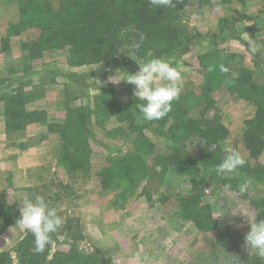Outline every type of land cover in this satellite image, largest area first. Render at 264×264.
Segmentation results:
<instances>
[{
    "label": "rangeland",
    "instance_id": "rangeland-1",
    "mask_svg": "<svg viewBox=\"0 0 264 264\" xmlns=\"http://www.w3.org/2000/svg\"><path fill=\"white\" fill-rule=\"evenodd\" d=\"M18 14L19 0H0V42L7 36L9 25L18 21ZM220 18L234 21L241 36L221 34ZM184 21L211 39L192 46L181 58L166 59L182 72L181 94L189 96V102L194 103L198 98L203 102L191 110L192 116L216 119L227 127V137L211 144L212 150L218 148L223 152L224 147L230 145L245 156L244 121L254 115V105L250 100L231 94L224 84L217 85L210 95L214 101L209 103L203 90V64L212 65L220 58L223 61L224 55L232 54L230 58L236 67L249 69L254 82H264V49L253 53L248 44L250 38L264 44V0H211L208 4L190 0ZM38 34L39 29L30 28L14 35L6 50L1 49L0 43V83H3L0 88L9 84V91H20L28 109H45L48 121L54 123L65 121L68 105L91 109L89 164L81 170L67 172L60 161L59 133L50 131L47 123H33L23 130L8 131L4 102L0 99V134L3 136L5 131V137L0 139V251H9L13 264H25L17 246L26 232L15 226L17 219L13 217L8 218L11 223L5 224L1 206H8L20 217L24 196L39 194L50 206L56 207L63 218L72 219L74 224L79 220L84 238L77 242V252H74L89 263L93 262L91 255L95 254L98 256L95 264H143L145 256L151 258V264H264V260L250 255L244 246V236L251 225L248 217L240 212L247 208L250 215H254L256 209L251 200L264 197V180L261 183L251 180L249 191L240 195L238 185L249 178L236 173L224 177V183L218 185L212 170L202 171L201 204L210 205L211 218L205 228L198 227L179 202L181 196L191 194L189 177L168 169L162 182L152 180L149 197L143 194L149 173L146 168L161 169L155 162V152H168L163 139L147 129L156 148L142 161L133 158L138 170L136 175H141V179L133 184L125 177L108 182L106 187L102 171L116 161L119 164L112 171L118 172L121 166L132 161L126 155L134 152V134L126 123L118 122L115 109L104 112L96 104L105 96L126 101L135 86L125 81L112 83L111 78L117 73L123 75L120 71L135 74L138 70L131 72L127 67L115 68L102 63L71 65L67 47L31 55L22 49V42ZM118 126H124L125 132L117 130ZM187 146L198 154L206 143L196 136ZM37 158L39 163H34L33 159L37 161ZM259 160L264 162V152ZM21 177L22 186H15L14 180ZM230 198L235 199L236 206L227 207ZM258 216L257 213V221L264 219V213L260 219ZM70 242L65 234L59 235L58 242L51 244L49 258L56 253L59 256L74 253Z\"/></svg>",
    "mask_w": 264,
    "mask_h": 264
},
{
    "label": "trees",
    "instance_id": "trees-1",
    "mask_svg": "<svg viewBox=\"0 0 264 264\" xmlns=\"http://www.w3.org/2000/svg\"><path fill=\"white\" fill-rule=\"evenodd\" d=\"M198 1L208 4L211 0ZM189 4L190 0H176L174 8L153 9L148 0H19L18 21L11 23L7 36L1 38V49L6 50L10 47L9 39L12 36L36 28L39 29V34L22 42L21 46L31 55L67 47L68 62L71 65L102 63L115 68L127 67L134 72L139 70V65L129 55L134 54L139 60L144 58L148 51H152L157 57L178 59L186 55L192 46L211 39L209 35L190 27L184 21L185 9ZM219 31L231 37L241 36V31L235 26L234 21L231 22L228 18L219 19ZM133 43H140V48L133 50L130 47ZM231 55H224L223 61L220 58L212 62V65L217 66V70L211 73L207 72L208 65L203 64L205 69L203 90L208 95L209 103H213L211 93L224 84L225 79L232 78V73L236 74L233 83L224 86L231 94L250 100L255 109L254 115L244 121L242 143L247 163L237 173L261 183L264 180V162L259 160L264 152V82L261 84L254 82L252 72L245 67H236L233 58H230ZM220 63L228 66L230 73L221 74L218 70ZM8 86L9 84H5L0 88V99L4 102L5 125L8 131L23 130L33 123H47L50 131L59 133L62 141L60 161L67 172L81 170L89 164L88 139L91 133L89 125L93 113L91 109L68 105L65 121L50 122L45 109H28L21 92L9 91ZM189 99H191L189 96L181 94L180 98L173 102L172 110L158 121H143L137 118L139 112L133 93L126 101L105 96L97 102L96 106L104 112L115 109L118 122L126 123L134 134V152L126 155L132 161L125 167L120 165L122 168L120 167L118 172H113L112 168L119 164L114 161L113 165L104 168L101 175L102 177L105 175L103 180L106 187L108 182L121 181L125 177L130 183L137 184L141 175H136L138 170L134 166L133 158L142 161L143 157L153 154L156 148V142L146 132L149 129L163 139L168 152L167 154L155 152V162L161 165V169L157 170L153 166L146 168V173H149L146 175L143 194L149 197L151 192L148 187L152 180L156 178L162 182L163 174L168 169L189 177L191 194L180 197V206L198 227L205 228L211 218V211L209 204H201L204 195L201 183L204 178L200 176L202 171L214 169L222 160L224 153L218 148L212 150L210 145L226 138L229 131L216 119L192 116L191 110L203 102L199 98L194 103L189 102ZM117 130L125 132L124 126H118ZM196 136L203 138L206 143V147L198 150V154L187 146L188 141ZM214 179L218 185L225 181L216 175ZM251 203L256 210L261 209L258 212L260 219V215L264 213V197L251 200ZM1 207L4 210L5 224L11 223L9 217L19 218L8 206ZM58 213L63 217L59 211ZM61 234L71 239V251L77 252V242L84 238L80 222L77 220L74 224L72 219L64 218V224L51 235V243L43 253L33 252L34 237L26 232L17 246L20 259L25 264H95V258L98 257L95 254L91 255L92 263L83 261L82 256L75 252L69 256H59V253H56L49 258L51 244L58 242ZM0 264H13L9 251H0Z\"/></svg>",
    "mask_w": 264,
    "mask_h": 264
},
{
    "label": "clouds",
    "instance_id": "clouds-1",
    "mask_svg": "<svg viewBox=\"0 0 264 264\" xmlns=\"http://www.w3.org/2000/svg\"><path fill=\"white\" fill-rule=\"evenodd\" d=\"M153 9H167L176 6V0H148ZM143 40V37H141ZM249 48L253 53L264 49V44H259L256 40H248ZM133 50L140 48V43L130 45ZM123 52V51H121ZM139 65V70L135 74L127 71H120L123 75L111 78L112 83L118 84L125 81L134 85L133 95L136 99L138 109V119L143 121H158L164 118L171 110L173 102L180 98L184 86L182 72L174 66L173 62L161 57L154 56L152 51H148L145 57L137 60L135 55H129ZM217 70L216 65H209L207 72ZM220 73H230V68L224 63L218 65ZM235 73L232 78L225 79L224 84L233 83ZM222 160L212 169L218 177H229L237 173L246 163L245 156L238 148L226 145L223 149ZM252 181L246 179L238 185L237 191L244 195L251 188ZM22 206L19 208L20 217L16 221V227L34 237L33 252L43 253L51 243V235L56 233L64 224V218L58 213L56 207L50 203L43 195L33 194L31 197L24 196ZM236 206L234 198H230L227 207ZM261 209H257L254 215H250L247 208L240 212L248 217L251 225L250 230L244 236V246L250 251V255L255 254L264 260V219L256 220V215ZM143 264H151V258L145 256Z\"/></svg>",
    "mask_w": 264,
    "mask_h": 264
},
{
    "label": "crops",
    "instance_id": "crops-1",
    "mask_svg": "<svg viewBox=\"0 0 264 264\" xmlns=\"http://www.w3.org/2000/svg\"><path fill=\"white\" fill-rule=\"evenodd\" d=\"M3 137H5V131H4L3 136L0 134V139H2ZM33 162H34V163H39L38 158H37V161L33 159ZM21 173H22V172H21ZM21 173H19L18 175H19V176H22L23 174H21ZM20 180H23V177H21V179H16V180H14V184H15V186H17V187H21V186H22V183L20 182ZM24 185H27V184L25 183Z\"/></svg>",
    "mask_w": 264,
    "mask_h": 264
}]
</instances>
